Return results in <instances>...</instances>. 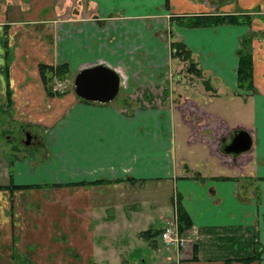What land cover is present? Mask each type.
Instances as JSON below:
<instances>
[{
	"label": "crops",
	"instance_id": "crops-1",
	"mask_svg": "<svg viewBox=\"0 0 264 264\" xmlns=\"http://www.w3.org/2000/svg\"><path fill=\"white\" fill-rule=\"evenodd\" d=\"M24 1L29 8H20ZM167 1L0 0L12 123L24 131L26 149L44 151L42 165L61 150L58 174L43 169L45 179L0 184V264H264V0ZM208 12L250 19L191 28L174 17ZM245 36L254 92L236 81ZM174 39L190 49L200 78L171 57ZM39 62L112 68L120 77L115 101L47 96ZM3 64L0 44L2 105ZM236 129L248 132L250 148L223 152ZM19 150L11 162L25 158ZM33 159L22 166L37 167ZM143 181L168 188L169 210L150 216L143 199L137 208L135 195L117 193L122 182ZM176 204L191 220L181 245L141 235L176 225Z\"/></svg>",
	"mask_w": 264,
	"mask_h": 264
},
{
	"label": "rangeland",
	"instance_id": "rangeland-1",
	"mask_svg": "<svg viewBox=\"0 0 264 264\" xmlns=\"http://www.w3.org/2000/svg\"><path fill=\"white\" fill-rule=\"evenodd\" d=\"M20 8H29V3L27 1H24V5H19ZM31 7V6H30ZM73 6H70V11ZM21 17L25 18L27 17L23 13L20 14ZM19 16V18H20ZM33 15H30L29 17H32ZM60 37L58 36V40ZM60 44H58L59 46ZM172 57V56H171ZM57 63V62H56ZM60 63V62H58ZM68 66V65H67ZM78 72V69H70L68 66V69L66 70L65 74L63 75L64 79L59 81L55 78V87L54 89H58L60 92H63L61 95L66 93H73V79L76 73ZM60 95V96H61ZM113 102L115 100H112ZM0 184H9V183H28L32 182L33 180L39 181V178L45 179L43 175H40L41 171L43 169H46L47 172L49 171H55V174H58L60 172V167L58 166L59 162L57 157H60L61 150L59 149L58 152H54L53 155H57V157L51 156V165H42L44 162L42 153L44 151H41L37 149L38 146L31 145L29 149H26V146L23 143L24 138V131L20 130L19 126L12 123L13 120L11 118L9 109H2V102H0ZM4 107V106H3ZM29 121L33 120L30 117H26L23 119V121ZM28 127V126H27ZM36 130V129H35ZM61 142H56V145L58 148L61 147ZM18 146L19 151L21 154L20 156H25L24 159H19V161H10V157L13 159V147ZM30 158H34L33 161L38 164L36 167L34 163L31 166H22L23 163H28ZM14 162V163H13ZM20 162V164H19ZM32 163V162H31ZM33 170V171H32ZM32 171V172H31ZM33 173V175L31 174ZM60 176V175H59ZM113 184V183H112ZM115 185L109 187L112 188ZM156 182H135V183H125L122 182V184H118L116 186L117 193H119L121 190L122 192H129L135 196H133V203L136 205L137 208L140 206V202H142L140 199H143V207L148 211L149 215L152 216L154 211L160 212L161 214L166 211V209H170V199L168 196V188L167 187H160ZM110 195V194H109ZM118 196V195H116ZM107 197V196H106ZM141 210L144 211V209L141 207ZM125 211V210H124ZM128 212L132 211L130 208H127ZM125 211V212H126ZM171 217V216H170ZM132 218V217H131ZM122 225V224H121ZM160 236V235H159ZM98 242L99 239H98ZM97 245V244H95ZM134 244L132 243V247L124 246V248L131 250L133 249ZM131 248V249H130ZM141 247L137 246V253H139L138 250H140ZM142 248L148 249L146 246H142ZM97 256H101L98 252L95 254L94 259L96 261L105 262L104 259L98 258ZM125 258H127V255H124ZM102 259V260H101ZM26 264H31L26 262Z\"/></svg>",
	"mask_w": 264,
	"mask_h": 264
},
{
	"label": "trees",
	"instance_id": "trees-1",
	"mask_svg": "<svg viewBox=\"0 0 264 264\" xmlns=\"http://www.w3.org/2000/svg\"><path fill=\"white\" fill-rule=\"evenodd\" d=\"M166 7L168 6V1L165 0ZM175 19L185 27H205V26H217L222 24H247L249 22V15L244 13H219V12H208V13H197V14H185L174 16ZM5 29L3 30V35L0 36V44L4 50V64L1 68L2 75L6 84V100L4 104L1 106L2 109H9L12 105V101L10 98V90L8 88V65L10 60V48L7 43V36L5 33ZM170 50L172 58L180 61L184 66V72L189 77L194 79L201 77V72L199 67L197 66L196 61L193 59L190 49L181 41V40H171L170 41ZM68 66L65 62L56 63L54 65L45 64L39 62L37 64V70L44 87L45 93L47 96H60L63 92H60L58 89H54L55 87V78L56 80H63V75L65 74ZM236 81L237 86L241 89L250 90L254 92L252 87V59H251V47H250V38L249 36H245L241 39L239 48L237 50V64H236ZM206 87L207 85L206 80ZM78 100L82 102H87L78 97ZM4 106V107H3ZM100 182V181H98ZM73 185L77 184H87L85 182L72 183ZM19 187H29L28 185L19 186ZM0 188H3V185H0ZM175 224L178 234L181 236L187 231V229L191 226V220L187 214V212L182 208L181 205L176 204L175 206ZM161 230H153L151 228L142 231L141 235L144 238H152L156 234H160ZM256 255H252L249 258H240L238 260H242L244 262L247 259L254 258ZM195 258V255L192 257ZM29 263V262H28ZM98 264V263H93Z\"/></svg>",
	"mask_w": 264,
	"mask_h": 264
},
{
	"label": "water",
	"instance_id": "water-1",
	"mask_svg": "<svg viewBox=\"0 0 264 264\" xmlns=\"http://www.w3.org/2000/svg\"><path fill=\"white\" fill-rule=\"evenodd\" d=\"M120 87V77L112 68L98 63L84 67L73 79L74 94L86 101L106 103L114 99ZM251 138L244 129H236L230 136V142L222 147L225 153L237 154L247 151Z\"/></svg>",
	"mask_w": 264,
	"mask_h": 264
},
{
	"label": "built area",
	"instance_id": "built-area-1",
	"mask_svg": "<svg viewBox=\"0 0 264 264\" xmlns=\"http://www.w3.org/2000/svg\"><path fill=\"white\" fill-rule=\"evenodd\" d=\"M160 238L166 245H181L183 243V239L173 223H168L162 228Z\"/></svg>",
	"mask_w": 264,
	"mask_h": 264
}]
</instances>
